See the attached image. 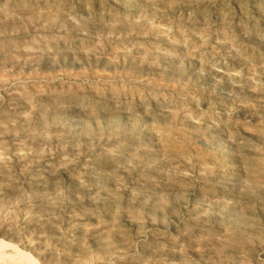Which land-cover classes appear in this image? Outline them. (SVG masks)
I'll use <instances>...</instances> for the list:
<instances>
[{"label":"rangeland","instance_id":"obj_1","mask_svg":"<svg viewBox=\"0 0 264 264\" xmlns=\"http://www.w3.org/2000/svg\"><path fill=\"white\" fill-rule=\"evenodd\" d=\"M0 264H264V0H0Z\"/></svg>","mask_w":264,"mask_h":264}]
</instances>
